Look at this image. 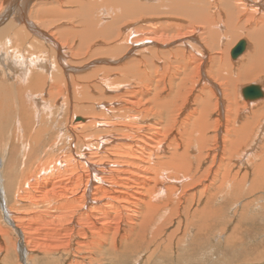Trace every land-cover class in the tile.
I'll return each instance as SVG.
<instances>
[{
  "label": "rangeland",
  "instance_id": "1",
  "mask_svg": "<svg viewBox=\"0 0 264 264\" xmlns=\"http://www.w3.org/2000/svg\"><path fill=\"white\" fill-rule=\"evenodd\" d=\"M117 1H119L120 4L130 3L129 5L132 4L131 2H136L139 5H145V7L143 8L147 9V11L146 13H142L140 17H138L137 15L136 18H133L135 13L142 11V7L136 12L134 11L132 14H130V12L125 13L124 11H121L120 6H112L111 9L113 11H111V9L108 10L110 16H102L100 21H102L103 24H106L107 22H109V20L114 21L122 19V22L127 23L129 26L126 28V30H124V24L121 22L116 27L112 35L109 36V38L103 33L98 34L99 36L96 35L95 37L88 39L92 42H89L86 45L83 44V39H81L83 36L77 33L75 34V37L72 32L70 33L69 31H67L68 29L65 30L63 39L65 40L67 45H59V51L63 53V61L65 59V62H67L70 66L68 67L69 72L65 73L64 69H62V67L64 68V64L61 63L63 61L61 60V62H59L57 60L55 63L56 66L52 67V70L48 71L47 74L39 67L30 66L28 80L22 81L18 78V73L12 71L10 67L6 65V63L5 65L0 64V96L4 98H1L2 101H0V127L6 125L8 127V129L6 128L7 130L14 128L16 133L15 135L11 134L13 136L11 140L12 142L10 141V144L7 146L8 148L5 153L3 167H1L0 165V190L3 195V198L0 197V264H264V108L262 107V105L264 104V96L257 99V101L254 100L248 102V100H245L240 93L241 87L250 83H259L264 92V66L259 71H256L255 69L252 70L256 72H254L249 78L244 79L241 76V72L243 71V69L248 66L247 59L249 57H252L254 53L255 41L253 39L244 37L247 36L248 26H243L241 30H238L236 32L235 29L237 23H232L233 28L230 31L227 25L224 24V18L222 17L220 18V20H217L218 24H216L217 26L215 28H210L211 30H213V37L217 39L218 44L211 43V34L207 35V28L203 33V29L199 30L198 27L193 33L189 34V36L178 39L177 37H174V40H170V42L174 41V45H169L167 42H163L165 40H163L162 37L164 35H167L162 31L163 29H159L160 23L165 21L169 24L173 23L176 29L180 27L179 30H181L183 33L188 30V23L184 21L183 18L182 20H178V17L180 16L177 17L176 15L170 13H160V15L157 14L158 16H151L155 9H152L150 7L156 6V0ZM244 1L250 4L254 3L255 5H259L262 9L260 13H256L255 11L250 10L248 7H246L248 13L252 15V18L250 17V25H253V21H256L264 15V0ZM5 2L6 0H0V15H9V20H12L11 22L14 23L15 28H13L12 30L10 29V31L7 30L3 34L4 36H0V41H2L0 42V51L2 52V55L6 53L7 56L10 55L9 58H12L15 52L16 54L22 52L27 57H30L31 55H43L44 52H46L44 55L47 56L49 58V61L52 62V58L54 55L53 53H55L57 50L53 47L52 44L48 42H46L47 44L45 42L43 43V41L45 40L40 37H36V35L34 36L30 32V29L26 27V24L23 23V21L16 20L15 14H12V12L7 10L6 7L4 8L6 4ZM8 2L11 3L12 0H8ZM56 2H63V5L57 6ZM80 2L88 3L90 2V0H27L25 20L33 22L35 26L43 30V22H51L52 20L54 22V20L63 16L64 12L70 13L72 10L79 8ZM210 4L211 7H208L209 10L216 6L217 2L216 0H210ZM146 5L148 6L146 7ZM238 6L241 10H244L241 7L242 5L238 4ZM216 7L222 10L220 6ZM46 10H48L47 12H52L53 14H43L42 12H46ZM58 14L59 16H57ZM66 14L67 13H65V16ZM75 19L76 17H72L69 15L66 18L60 20V22H52L51 24L53 25H50L51 27L49 26L48 28H45L46 30H44L49 34L51 38L55 39V37L51 36V34L49 33L50 30L54 31L55 27L58 26L61 28L58 31L59 34H63V30L66 27L69 28L71 27L72 23H76L77 19ZM16 23L18 24V26ZM39 24L41 26H39ZM247 24L248 21L246 22V25ZM122 25L124 31H122ZM182 26H184V28H182ZM219 27H223L222 30ZM78 28L79 27L76 26L75 30ZM155 28H158V30L156 31V37H158V40L155 38L154 32H152ZM131 31L133 32L131 35H129ZM234 33L235 35L233 36ZM150 34L154 35V38L149 40L150 43L147 39H144V41H140L143 39L142 37L146 38L145 35L149 36ZM195 35L197 36V39H194L195 37L190 38ZM199 35L202 36V38H200ZM206 35L209 38H207ZM188 38H190V40H187ZM80 39L82 40V42ZM240 39H245L247 42V46L245 51L235 60H233L230 56V50ZM184 40L186 42V45H184L183 43ZM6 41H10L11 44L9 43V45H6ZM33 42H35L36 44ZM130 42H132L133 44L135 43L137 47L131 50L130 53H124L118 56V53L130 49ZM141 42H144V44H141ZM219 42H221V45L219 44ZM78 45H80L81 48H78ZM166 45L169 46L167 47ZM113 46L118 47L116 49L119 52H117L115 49L112 50ZM64 48L65 50L62 51V49ZM85 48L89 52L96 51V54L93 56V58H89V55L85 53ZM168 49H170L171 51H176V54L174 55L173 52L169 50L175 68L178 67L179 69L182 65H185L187 67V65L185 64V60L190 61L189 68H192L191 72H189L188 77L187 73L185 74L183 72L177 76L178 78L175 76L176 81H174V90H176L178 98L177 101H179L178 104L184 102L188 104L186 105L187 108H184L182 112H179L180 115L177 116L179 118L183 117V115L185 116V110L189 111V109H191L192 107H201L202 104L200 102L202 100L206 101L209 104L213 103L215 100H219V102H222L221 104L223 105V108L225 107L224 110L221 108L223 110V131L221 130L220 136H224V143L227 146H225V150L222 155L223 158L219 159V156H217V159L214 161V164L212 166V170H215L214 168L217 169L218 165L220 164L221 167L218 170V173L215 174L214 171L209 170L208 162L199 165L198 161L195 160L194 163L196 164H194V166L196 167L194 168L196 169L198 166L199 169H194L196 172L193 171V173L190 172L189 175L187 174L189 178L188 176L184 180L183 178H180L178 180V183L173 175L167 174L171 176L170 178H173V181L169 184L170 186L168 185L167 188L165 187L168 190L165 189V196L163 195L158 201L160 205H164L163 203L165 202L166 205L160 208L161 213L160 209L156 213V219L152 217L153 220L151 218L148 224L146 223L143 226L141 225V218L142 214H144L145 211L144 204L142 202H138L139 200H135V198L127 196H121V198L128 202V212L125 211V206L124 208L120 206L118 211H116L114 205L118 201L120 203H122L121 201H124L119 198V200L117 199V202L112 201V204H109L113 212L107 211L110 207L107 209V207L105 206L107 210L104 209V199L101 202L99 201V203H96L97 205L95 207H93L95 205L94 203L88 206L87 209L86 207L79 208V212L82 214V216L80 218V221L74 223V226L69 225V222L67 223L68 220L66 218L65 220L61 218L65 214V211H63V209H61L63 211L62 214L60 210V212L58 211V213L56 212L52 214V216L48 217L49 215L47 213L48 211H50L51 206H46L48 205V201L52 202L53 205H58V207H60L61 205L63 206V202L60 199L62 197L60 195L63 194V192L61 191H63L62 189L64 188V185L68 186V190L66 189V192L71 191V189L69 188L73 187V184H70L71 181H74L73 178L76 173L70 170L80 167V164L78 166L76 165V162H80L83 158L80 157L81 159L79 160L78 155H84L85 153L86 155H88L89 152L92 153L100 151L101 149L104 150L106 144L101 146L100 143L98 145L97 142L98 139L102 137L100 135H102L103 132L108 131L109 128H120L121 125L115 127V122H120L118 120H122L121 123H125V119L123 118L125 116L123 115L136 114V111L139 110V105H142V103H147L152 98L151 95L155 90H160L162 96L168 93V86L166 85L165 89L162 85L164 81L168 80V78L165 76V78L161 76V78H163V82L161 81L160 85L157 86V88L155 87L158 83L155 81H152L149 85H142V87L138 86L139 84L141 85V83H145V76H143L144 79L142 77L139 78L138 76L135 81H131V79H128V81H126V78L124 77L125 75L123 74V68H125L124 63L126 65L131 56L133 58L142 60L141 55L143 54H146L147 57H154L156 50L160 51L161 53L163 51H165L164 53H167ZM182 50L187 51L183 52ZM52 51L54 52L52 53ZM99 51H104V54H100V56H97ZM188 51L192 52L193 55L191 56ZM83 52L85 55L83 54ZM90 54L92 55L93 53ZM261 55H263V59L259 63L264 64V51ZM7 60L5 62H7ZM199 64L201 66H199ZM250 67L253 66L251 65ZM140 68L143 69L144 67L141 65ZM159 69L161 70V72L164 71L163 74H165L166 76L167 74H172V68L168 67V65L162 64L161 68L159 67ZM120 70H122L123 72H119ZM50 72H52V74ZM219 76L221 77V79ZM104 77L107 78L106 82H103L102 78ZM179 78L181 80L183 79V81H180ZM29 82H33L31 83V87H29L28 85ZM103 85H106V90H104L105 88ZM108 86H110L109 89ZM137 86L138 88H136ZM149 87L152 89H150ZM25 88L27 89L25 90ZM132 90L134 92H132ZM144 90H149L148 93L150 94V96L149 94H145L146 92ZM199 90H202V92L199 93ZM118 92L120 93L118 94ZM125 98L128 100L126 101ZM133 98L135 100H133ZM120 99L122 102L120 101ZM144 99L145 101H143ZM128 101L134 102L133 105L128 104ZM242 101L243 103H245L244 107H242ZM124 104L125 106L130 107V109H123L122 107H124ZM249 104H251L252 106H249ZM85 106L87 108L83 109V107ZM77 107L80 109H78ZM20 108H22V111L24 112V118L16 122V118L18 117ZM248 108L252 110L250 111ZM81 109L86 110L85 113L82 112L83 114H81V111L76 112V110ZM156 112H159L158 109L156 110ZM181 113L183 114L181 115ZM149 114L151 115L150 123L153 124L155 122H159L158 118L155 117V111L153 114L151 112ZM141 116H143L142 113ZM227 116H229V118H227ZM76 117H80V119H76ZM213 117L214 116L212 115L211 118L213 119ZM87 119H91V121L83 124ZM95 119L101 124L95 125ZM110 120L114 122L112 126L107 125V123H111ZM77 122L80 123L78 127H76L75 124ZM233 125H235L236 128L242 125H250L248 127L249 130H246L247 134L244 135L245 138L241 140L239 144L240 146L237 148L228 147V145L230 146V141L233 138V135L231 134ZM71 126L74 127L72 128ZM121 129L122 128L118 129V131H114L116 135L113 133L114 135L111 136L114 137V141L117 136H122L123 130ZM124 133L126 134L127 131H124ZM210 134L213 135V132H210ZM5 135L3 134V136ZM240 138H242V136ZM115 142L119 143V140H116ZM121 143V147L123 146V148L119 149H123L126 153L133 145H137L136 141H134L133 143V140L131 138L123 139ZM128 143L129 145H127ZM3 144H5V139H2V143L0 140V152L1 150H3V147H1L3 146ZM140 144L143 145L141 146ZM140 144H138V150H140L139 152H141L144 157L148 156L150 153L149 149L147 148L149 144ZM214 145L215 143L211 141L209 147L213 148ZM140 146L142 148H140ZM143 147H145V149L147 150H144ZM119 149L118 151H120ZM194 155L196 156L197 153H195ZM83 157L86 158V156ZM127 159H129V156L127 157ZM82 161H84V159ZM9 164L11 165V167L9 166ZM72 164H74V167L71 168ZM141 164L139 167H129V169L133 171L135 175L134 178H136V180L129 179L130 181L128 180V182L130 187L135 188L137 187L136 185L140 184L139 181L143 182L144 184L141 186V192L143 191L144 193L143 189H146L148 188L147 186L151 185V181L147 176L153 175H149L150 173L147 172V165L145 166V163L141 162ZM36 166L40 170L38 171V173L42 174V177L37 174L36 176H33V185L31 184V180L28 179L24 183V185L21 186L23 188L19 190L18 195L22 194L24 198L19 202L18 199L14 197L15 189L17 188V186H14V184L16 183V181H19L23 177L25 170H35ZM257 167H259V169H256L258 172L255 170V168ZM7 168L9 169V173L7 172ZM54 169L57 171H54ZM3 170H6L8 174H3ZM145 170L146 172L144 173ZM199 171L201 174L199 173ZM202 171L204 172V176L202 175ZM259 171L261 174L259 173ZM58 172L59 174L61 173L60 176L51 181L55 184L57 182L56 186L55 184H53L54 186H50L51 182L49 183L47 182V180L51 179L52 176H54L53 174H57ZM81 172L83 174V171ZM126 173L127 172H125V174ZM196 173L199 174H197L196 176ZM245 173L247 174L246 177H242ZM71 174L73 176H71ZM213 174H215V177ZM49 175H51V177ZM137 175L141 178H138ZM198 175H202V177ZM63 176L68 180V182L66 179L64 180ZM60 177H62L63 180ZM196 177H199L200 180L196 179V181ZM71 178L73 180H71ZM241 178L245 179L242 181ZM188 179H190L189 181H191L192 179L195 180L197 184L194 181H191L192 183L190 182L189 186L186 187V185L184 184L188 182ZM35 180L38 182L37 184ZM23 182L24 181L22 180V183ZM79 182L80 187L82 185L81 179ZM200 182L201 184L203 183V185H201ZM221 182L222 184H220ZM194 183L196 184L195 186ZM218 184L221 185V188L219 189ZM198 185L200 186V188H202L201 186H203V189L200 190L198 188ZM44 187L46 191H44ZM172 187H176L175 189H177L178 187L182 189L183 187V189H179V191H177L178 193H175L170 189ZM252 188L253 190H251ZM57 189H61V191L59 192ZM24 190H26L25 192L28 195H26ZM32 191H34L35 193ZM37 191L40 194H38ZM193 191L195 192L194 195H192ZM200 191L202 193H200ZM33 193L36 197L33 195ZM51 193L53 194L52 196H50ZM190 193L194 197L191 196L190 198ZM37 195H40V197H38ZM173 196H177L179 197V199ZM155 197L157 198V194L155 195ZM186 197L188 198L186 199ZM200 197L202 200L200 199ZM196 198H198L197 200L200 199L199 201L201 202H198ZM164 199L168 200L165 201ZM28 200L29 202H37L38 205L35 206L30 203V205L26 207V205L29 204V202H27ZM41 202L43 204H41ZM188 202L190 204L187 207ZM184 203H186V205ZM183 206L185 209L183 208ZM6 207L11 210L9 211V213L11 214L12 219L13 216H17L16 224H18L19 227L12 226L6 222L5 218L7 217V215L5 214L4 210L6 209ZM177 207L178 209H176ZM89 208H97V211L95 209L93 213ZM59 214L61 215L60 217ZM83 214L88 215L83 216ZM128 214L129 216H127ZM57 215L58 219H53L54 217L57 218ZM104 215L106 217H104ZM187 217L189 221L185 219ZM205 217L206 220H203V218ZM60 218L62 222H57ZM85 218L91 219H89L88 222L85 223ZM52 219L54 221L56 220L57 223L52 221ZM200 220L201 222H205L207 225L204 230L201 228V224L199 225ZM89 221L91 222L89 223ZM129 221L131 222L129 223ZM187 222L188 225L186 224ZM12 223L15 224V222ZM138 223L139 226H137ZM106 226H109L108 229L112 232L107 237L110 240H105L103 238L102 228H107ZM25 227L28 228L25 229ZM72 227H74V229ZM115 230L117 231V234L114 232ZM197 230L198 233L196 235L194 234V232H197ZM142 231L144 234L142 233ZM156 232H158L159 234V237H156L157 239H155L154 237V234H156ZM135 234L137 235V237H140V240L142 238L143 239L141 241L137 239L135 247L130 249L134 245H130L131 242L126 241V239L129 236H131L132 238L136 237ZM199 234L201 236H199ZM169 236L173 237L171 238L173 241L172 243L164 241ZM111 238L113 239V241L115 240V245L117 248L113 251L108 243L112 240ZM91 240H93L94 243L100 241L102 246H100L99 243L98 245L92 244ZM106 243L107 246H104L106 245ZM157 243H160L158 250L156 248ZM171 247H173L172 249L174 250V252H172L173 250L171 251ZM146 253H148L149 256Z\"/></svg>",
  "mask_w": 264,
  "mask_h": 264
},
{
  "label": "bare ground",
  "instance_id": "2",
  "mask_svg": "<svg viewBox=\"0 0 264 264\" xmlns=\"http://www.w3.org/2000/svg\"><path fill=\"white\" fill-rule=\"evenodd\" d=\"M75 1V0H74ZM133 1V0H132ZM142 1V0H141ZM157 1V4L155 7H150L152 9H155V11L152 13L151 16H154V15H157L160 13H170V14H174L178 17V20H182V18L184 19V21H186L188 23L187 25V28L188 30L183 32L181 30H179V27L178 29H176L175 25L172 23V24H169L167 23L166 21L165 22H162L160 23V26H159V29H163L162 31L167 35V36H163V42H167L169 45H174V41L173 42H170V40H174V37H177L178 38H183V37H186V36H189V34L193 33L198 27H199V30L203 29V33L205 31V29L207 28L208 29V34H211V43H217V39H215V37H213V30H211L210 28H215L218 24L217 23V20H220V18H224V24L227 25V27L229 28V30L231 31L233 26H232V23H237V26H236V29L235 31L237 32L238 30H241L243 26H248L247 28V36H244L248 39H253L254 41V53L252 55V57H249L247 59V62H248V66L245 67L243 69V71L241 72V76L246 79V78H249L250 76H252V74L256 71H259L260 69L263 68L264 64L263 63H259L262 61L263 59V55H261L264 51V15L262 17H260L259 19H257L256 21H253V25H250L251 23V14L248 13V11L246 10V7H248L250 10H253L255 11L256 13H260L261 12V7L259 5H255L254 3L253 4H250L244 0H216L217 2V5L216 6H220L222 8V10H220L218 7L216 6H212L213 8L212 9H208V7L211 5L210 4V0H156ZM26 2L27 0H12L11 3L8 2V0H6V4L4 6V8L6 7L7 10H9L10 12H12V14H15V17H16V20L18 21H23V23L26 24V27L28 29H30V32L36 37H40L42 38L43 40V43L45 42H48L50 44L53 45V47L57 50L55 53H53L54 51H52V53L54 54L53 55V58H52V62L49 61V58L47 56H45L44 54L46 52H44L43 55H31L30 57H27L26 55H24L22 52L19 54H15L13 55L12 58H9V56H7V54H3L2 55V52L0 51V64L1 65H8L10 67V69L16 73H18L19 75V79H21L22 81H27L28 80V74H29V70H30V66H36V67H39L42 71L47 72L52 70V67H55V63L56 61L58 60L59 62H61V60L63 61V53H61L59 50H60V47L59 45H62V46H66L67 43L65 42V40L63 39L64 38V34H65V30L69 31L70 33L72 32L73 35L75 36V34H79L81 36H83L81 39H83V44H88L89 42H92L88 39L90 38H93L95 37L96 35L98 34H105L108 36L112 35V33L115 31L116 27L123 21L122 19L121 20H114V21H111L109 20V22H107L106 24H103L102 21H100V19L103 17H107V16H110V14L108 13V10L111 9L112 6H117V7H121V11H124L125 13H129L132 14L134 11L136 12L137 10L141 9L142 7V11L141 12H137L135 13L134 17L132 15L133 18H136V16L138 15V17H140L142 15V13H146L147 9L143 8L145 7V5H142V4H137L136 2H131L132 4L129 5L130 3L128 4H120L119 1L117 0H90V2H85V3H81L79 4V8L77 9H74L72 10L70 13L68 12H64L63 13V16H61L60 18H57L56 20H53L50 22V21H45L42 23V26L43 28H48L50 25L52 26L53 24H51L52 22L55 23V22H60V20H62L63 18H66L67 16H72V17H76L77 21L76 23H72L71 24V27L69 28H65L63 30V34H59V29H61L60 27H55L54 31L50 30V34L51 36H54L55 39L58 41H56L55 39L51 38L49 36V34L44 30L40 29L39 27L35 26V24L31 21H28V20H25V9H26ZM42 2V1H41ZM39 2V3H41ZM64 2V1H63ZM63 2H56L57 3V6L58 5H63ZM73 2V1H72ZM79 2V1H78ZM109 2V3H108ZM148 2V1H147ZM45 3V2H44ZM55 3V2H54ZM75 3V2H74ZM156 3V2H155ZM47 4V3H46ZM51 4V3H50ZM65 4V3H64ZM78 4V3H77ZM207 4V5H205ZM239 5H242L241 7L244 9V10H241L240 7L238 6ZM2 5V4H1ZM34 5V4H33ZM44 5V4H43ZM148 5H146L147 7ZM44 7V6H43ZM85 7V8H84ZM211 7V6H210ZM63 8V7H62ZM118 9V8H117ZM50 10V9H49ZM220 10V11H219ZM48 10H46V12H42L43 14H53L52 12H47ZM59 11V10H58ZM111 11H113L111 9ZM34 12V11H33ZM60 12V11H59ZM78 12H79V15H78ZM35 13V12H34ZM33 13V14H34ZM54 13H57V12H54ZM65 13L66 16H65ZM264 13V12H263ZM9 15H3L1 16L0 15V36H4L3 34L10 29L12 30L13 28H15V25L13 22H11L12 20H9ZM50 16V15H49ZM59 16V14L57 15ZM98 16H101V17H98ZM158 16V15H157ZM11 17V16H10ZM31 17H32V14H31ZM98 17V18H97ZM119 17V16H118ZM137 17V18H138ZM251 17V18H250ZM35 18V17H33ZM52 18V17H51ZM13 19V18H12ZM75 19V20H76ZM106 19V18H105ZM104 20V19H103ZM134 20V19H133ZM41 21V20H40ZM105 21V20H104ZM245 21V22H244ZM248 21V24L246 25V22ZM73 22V21H72ZM75 22V21H74ZM123 23V22H122ZM17 24V23H16ZM124 24V30H126V28L129 26L127 23H123ZM21 25V24H20ZM18 26V24H17ZM22 26V25H21ZM39 26H41L39 24ZM50 26V27H51ZM79 27L78 29L75 30V27ZM25 27V25H24ZM154 27V26H153ZM169 27V28H168ZM186 27V26H185ZM19 28V27H18ZM122 28V31L123 30V25L121 26ZM130 28V27H129ZM182 28H184V26H182ZM222 28L223 27H219ZM26 29V28H25ZM131 30V29H129ZM158 30V28H155L153 29L152 32H154L155 34V38L158 40V37H156V31ZM118 32H119V28H118ZM133 31H131V33H129V35L132 34ZM69 33V34H70ZM121 33V32H120ZM147 33H148V30H147ZM161 34V33H160ZM159 34V35H160ZM184 35V36H183ZM206 35V36H207ZM235 35V33L233 34V36ZM99 36V35H98ZM200 36V35H199ZM203 36V34H202ZM202 36H200V38H202ZM70 37V36H69ZM76 37V36H75ZM128 37V35H127ZM146 38L142 37L143 39L140 40V41H144V39H147L148 42L149 40L153 39L154 38V35L150 34L149 36L145 35ZM195 37V38H194ZM205 37V36H204ZM14 38V37H13ZM12 38V39H13ZM161 38V36H160ZM190 38H194V39H197V36H193V37H190ZM190 38H188L187 40H190ZM207 38H209L207 36ZM6 39V38H5ZM12 39H9V40H12ZM80 39V40H81ZM118 40V39H117ZM39 41V40H38ZM2 42V41H0ZM36 42V40H35ZM33 42V43H35ZM42 42V41H41ZM80 42V41H79ZM82 42V40H81ZM134 42V41H133ZM10 41H6V45H9ZM60 43V44H59ZM150 43V42H149ZM184 45H186V42L184 40ZM206 43V42H204ZM209 43V42H208ZM11 44V43H10ZM15 44V43H14ZM36 44V43H35ZM39 44V43H38ZM47 44V43H46ZM65 44V45H64ZM141 44H144V42H141ZM191 44V43H190ZM219 44L221 45V42H219ZM20 45V44H19ZM22 45V44H21ZM169 45H166L167 47ZM130 46L129 47L130 49L129 50H125V51H122L120 53H118V56L121 55V54H124V53H130L131 50L135 49V47H137L135 45V43L133 44L132 42H130ZM195 46V45H194ZM209 46V45H208ZM207 46V47H208ZM83 47V46H82ZM166 47V48H167ZM196 47V46H195ZM198 47V46H197ZM217 47V46H216ZM17 48V47H16ZM78 48H81L80 45H78ZM118 47H115L113 46V49L112 50H116ZM164 48V49H166ZM171 48V47H170ZM188 48V47H187ZM193 48V47H192ZM86 49V48H85ZM185 49V48H183ZM196 49V48H195ZM5 50V49H4ZM65 50L62 49V51ZM145 50V49H143ZM169 50H167V53H164L165 51H163L162 53L160 51H157L155 52L154 54V57H147L146 54H143L141 55L142 57V60L141 59H136V58H133L131 56L130 60L127 61V64L125 65L124 63V66L125 68H123L124 72L122 70H120L119 72H123V74L125 75L124 77L126 78V81H128V79H131V81H135L137 79V77L139 76V78H143V76H145V83H141V85L137 84L138 86H141L142 85H149L152 81H155L157 82L158 84H156V87L160 85L161 81L163 80V78H161V76H165L168 78V80L166 81H162V85L164 86V88L166 89V85L168 86V93H166V95L162 96L161 95V91L160 90H155L153 93H152V98L147 102V103H142V105H139V110L136 111L137 113L136 114H125L123 116L124 119H125V123H121L122 120H118L120 122H115V127H117L118 125H121L120 128H122L121 130H123V133H122V136L120 137L119 136H115V141L116 140H119V143H116L114 141V137H111L112 135H114V131H118V129L120 128H114V129H110L108 131H105L103 132L102 136L100 139H98V145L100 143L101 146L105 145L106 146L104 147V150H100V151H96V152H89L88 155H86V153L84 155H78L79 156V160L81 159L80 157H82L84 159V161H82L83 159H81L80 162H76V165L79 166L80 164V167H78L77 169H72L70 170L72 167H74V164H72L71 168L69 169L70 171L76 173L74 175V181H71V184H73V187L69 188L71 189V191H67L66 192V189L68 188L67 185H64V188L62 189L63 191H61V189H57L59 192H63V194H61L60 196L62 198H60L63 202V206L61 205L60 207H58V205H53L52 202L48 201V205L46 206H50V211H48V217L52 216V214L54 213H58V211L60 212L61 209H63V211H65V214L64 216H62L61 218H63V220H65V218L68 220L67 223L69 222V225H72L74 226V223L77 222V221H80V218L82 216V214L79 212V208H82V207H87L94 204L95 205L93 207H95L97 204L96 203H99V201L101 202L103 199L105 200L104 204H103V207L104 209H107L109 208V210H107L108 212H113L112 209H111V206L109 204H112V201H115L117 202V199L119 200V198H121V196H127V197H131V198H135V200H139L138 202H142L144 204V214H142V218H141V225H145L146 223L148 224L149 220L153 217L154 219L155 218V215L156 213L159 211L160 208L164 207L166 205V202L168 199H164L165 203H163L164 205H160V203H158L159 199L164 195V192H165V189L167 188V186L173 181L172 179L173 178H170L171 176L169 175H173V177L175 178L176 181H178L180 178H183V180L185 178H187V176L189 175L190 172L193 173L196 172L195 170L199 169L198 166L197 168L195 169L194 167V163L195 160L198 161L199 165H202L203 163L205 162H208V168L210 171H214L215 174L218 173V170L220 169V164L218 165L217 169L214 168L215 170H212L213 169V164H214V161L217 159V156H219V159L223 158V152L225 150V143H224V136H220L221 135V130L223 131V128H222V120H223V105L221 104L222 102L219 100H215L213 103L209 104L207 103L206 101L202 100L200 103L202 104L201 107L199 108H195V107H192L191 109L188 110H185L186 111V114L185 116L183 115V117H178L177 115H180L179 112H182V110L184 108H187L185 102L184 103H181V104H178L179 101L178 98H177V94H176V90H174V81L175 80V76L177 77L180 73H187V77L189 76V72H191L192 68H189L190 64H189V60H185V64L187 65V67L185 65H180L181 67L178 69V67L175 68V65L172 61V57H171V54L169 53ZM13 51V50H12ZM137 51V50H136ZM171 51V50H170ZM183 52H186L187 50H182ZM43 52V51H42ZM66 52V51H64ZM104 52V51H103ZM102 51H99L97 56H100V54H104ZM111 52V51H109ZM119 52V51H117ZM173 52V54L175 55L176 54V51H171ZM189 54L192 56V52L188 51ZM85 53L87 55H89V58H93V56L96 54V51L94 52H89L87 51V49L85 50ZM90 53H93L92 55ZM106 53V52H105ZM113 53V52H112ZM111 53V54H112ZM148 53V52H147ZM32 54V52H31ZM65 54V53H64ZM68 54V53H67ZM84 54V52H83ZM117 54V53H115ZM142 54V53H141ZM162 54V55H161ZM85 55V54H84ZM114 55V54H113ZM152 55V54H151ZM106 56V55H105ZM137 57V56H135ZM8 59V60H7ZM121 59V58H119ZM7 60V62H5ZM125 60V59H124ZM105 61V60H104ZM95 62V61H94ZM101 62V61H100ZM99 62V63H100ZM125 62V61H124ZM58 63V62H57ZM64 64V68L62 67V69H64V72H69L68 71V67H70L68 65L67 62H65V59L63 62H61ZM66 63V64H65ZM105 63V62H104ZM115 63V62H114ZM122 63V62H121ZM103 64V63H102ZM118 64V63H117ZM162 64L164 65H168V67L172 68V74H167V76L165 74H163V72H161V70L159 69V67L161 68ZM201 64V63H200ZM199 64V66H201ZM108 65V64H107ZM143 66L144 68L141 69L140 66ZM253 66V67H250V66ZM109 66V65H108ZM123 66V64H122ZM4 67V66H3ZM204 67V66H203ZM1 68V66H0ZM164 69V67H163ZM256 70V71H252V70ZM72 70V69H71ZM160 71V72H159ZM106 72V71H105ZM52 74V72H50ZM49 74V73H48ZM50 74V75H51ZM94 74V73H93ZM105 74V73H104ZM109 74V73H108ZM95 76V75H94ZM105 76V75H104ZM109 76V75H108ZM123 77V76H122ZM164 77V78H165ZM220 77V76H219ZM112 78V77H111ZM120 78V77H119ZM124 78V79H125ZM178 78V77H177ZM217 78V77H216ZM103 79V82H106V77L102 78ZM124 79H121V80H124ZM144 79V78H143ZM142 79V80H143ZM180 79V78H179ZM187 79V78H186ZM221 79V77H220ZM110 80V79H109ZM117 80V79H116ZM141 80V81H142ZM125 81V82H126ZM180 81H183V79ZM111 82V81H110ZM166 82V83H165ZM31 83L33 82H29V87H31ZM111 84V83H109ZM113 84V83H112ZM115 84V83H114ZM19 85V84H18ZM23 85V84H22ZM25 85V84H24ZM96 85V84H95ZM116 85V84H115ZM124 85V84H123ZM97 86V85H96ZM104 88L106 87V85H103ZM113 86V85H112ZM138 86L136 88H138ZM162 86V87H163ZM110 86H108V89H109ZM120 87V86H119ZM123 87V86H122ZM131 87V86H130ZM144 87V86H143ZM153 87V86H152ZM150 88V87H149ZM154 88V87H153ZM160 88V87H158ZM27 88H25L26 90ZM103 89V87H102ZM142 89V88H141ZM152 89V88H150ZM195 89V88H194ZM106 90V88L104 89ZM128 90V89H127ZM139 90V89H137ZM163 90V89H162ZM263 90V89H262ZM101 91V90H100ZM116 91V90H115ZM146 93L145 94H149V90H144ZM175 91V92H174ZM25 92V91H24ZM27 92V91H26ZM110 92V91H109ZM132 92H134L132 90ZM131 92V93H132ZM202 92V90L200 91L199 90V93ZM120 92H118L119 94ZM128 93V92H126ZM90 94V93H89ZM100 94V93H99ZM105 94V93H104ZM123 94V93H122ZM138 94V93H137ZM143 94V93H142ZM107 95V94H106ZM132 95V94H131ZM115 96V95H114ZM140 96V95H139ZM150 96V94H149ZM235 96V95H234ZM116 97V96H115ZM126 97V96H125ZM146 97V96H145ZM3 97L0 96V101H2ZM122 98V97H121ZM227 98V97H226ZM262 98V97H260ZM4 99V98H3ZM116 99V98H115ZM126 99V98H125ZM196 99V98H195ZM199 99V98H198ZM202 99V98H201ZM216 99V98H215ZM230 99V98H229ZM259 99V98H257ZM257 99H255V101H257ZM119 100V99H118ZM117 100V101H118ZM128 99H126L127 101ZM133 100H135L133 98ZM137 100V99H136ZM5 101V100H4ZM121 101V99H120ZM145 101V99L143 100ZM183 101V99H182ZM199 101V100H198ZM226 101V100H225ZM224 101V102H225ZM250 101H254V100H248V102ZM122 102V101H121ZM120 102V103H121ZM228 102V101H227ZM134 102L132 101H128V104H132L133 105ZM192 103V102H191ZM243 103V101H242ZM263 103V102H262ZM5 104V103H4ZM224 104V103H223ZM252 104V103H251ZM249 104V106L251 105ZM256 104V103H254ZM253 104V105H254ZM200 105V104H199ZM222 105V106H221ZM229 105V104H228ZM247 105V103H246ZM245 106V103L242 104V107ZM252 106V105H251ZM247 107V106H246ZM262 107L264 108V104L262 105ZM261 107V109H262ZM78 108V107H77ZM84 108H87L86 106L83 107ZM89 108V106H88ZM123 109L125 108H128L130 109V107L128 106H125L124 104V107H122ZM223 110H222V109ZM230 108V106H229ZM260 108V107H258ZM80 109V108H78ZM76 110L77 111H81V114H83L82 112L85 113L86 110ZM158 109L159 112H156V110ZM247 109V108H246ZM249 109V108H248ZM1 110V108H0ZM245 110V109H244ZM250 111L252 109H249ZM127 111V110H126ZM125 111V112H126ZM135 111V110H134ZM155 111V117L158 118V121L159 122H155V123H150L151 119V115L149 114L150 112L153 114ZM264 111V109H263ZM141 113L143 114V116H141ZM244 113V112H243ZM183 113H181L182 115ZM75 115V114H74ZM191 115V116H190ZM214 116L213 119L211 118V116ZM81 116V115H80ZM84 116V115H83ZM86 116V115H85ZM89 117V115H88ZM14 118V116H13ZM24 118V112L22 111V108H20V111H19V114H18V117L16 118V122H18L20 119ZM77 118V117H76ZM80 118V117H78ZM227 118H229V116H227ZM83 119V118H82ZM81 119V120H82ZM86 119V118H85ZM12 121V119H11ZM78 121V120H77ZM91 121V119H87L85 123L83 124H86L87 122ZM111 121V120H110ZM156 121V119H155ZM5 122V121H4ZM7 122V121H6ZM15 122V121H14ZM256 122V121H255ZM1 123V122H0ZM114 122L111 121V123H107L108 126H112ZM8 124V123H7ZM76 124V127H78V125H80V123H75ZM99 125L101 124L100 122H97V120L95 119V125ZM139 126H138V125ZM21 125V124H19ZM82 125V124H81ZM262 125V124H261ZM2 126V124H1ZM250 125L248 126H245V125H242V126H239L236 128L235 125L232 126V130H231V134L233 135V138L231 136V141H230V146L228 145V147H231V148H237L239 147L240 145V142L243 138H245V134H247V129ZM10 127V125H9ZM72 127V126H71ZM74 127V126H73ZM72 127V128H73ZM218 127V128H217ZM8 127L5 125H3L2 127H0V140H1V143H2V139L4 140L5 139V144H3V147L0 152V165L1 167H3V164H4V159H5V153H6V150H7V146L10 144V141L12 140L13 135H15V130L14 128L10 129V130H7ZM18 128V126H17ZM259 128V127H257ZM76 129V128H75ZM145 130V131H144ZM249 130V129H248ZM124 131H127V133L125 134ZM244 131V133H243ZM246 131V132H245ZM251 131V130H250ZM249 131V132H250ZM129 132V133H128ZM210 132H213V135L210 134ZM248 132V133H249ZM114 133V134H113ZM3 134L6 136H3ZM109 134V135H108ZM107 135H108V138H107ZM116 135V134H115ZM240 135V136H238ZM250 135V134H248ZM236 136V137H235ZM242 136V138H240ZM126 138H131L133 140V143L134 141H136V144L137 145H131L132 147L129 148V150L126 152H124V150H120L119 148H123V146L121 147V141L123 139H126ZM247 139V138H246ZM115 143H114V142ZM213 141L215 143L214 147H209L210 146V142ZM12 142V141H11ZM118 142V141H117ZM132 142V141H131ZM130 142V144H131ZM222 142V143H221ZM229 142V140H228ZM243 142V141H242ZM109 143V145H108ZM140 143H145V145L148 143V149L150 151L149 155L144 157V155L139 152L140 150H138V144ZM12 144V143H11ZM129 145V143L127 144ZM141 145V144H140ZM143 145V144H142ZM141 145V146H142ZM99 146V147H101ZM140 146V148H142ZM98 147V146H97ZM246 148V147H245ZM118 149L120 151H118ZM127 149V148H125ZM144 150H147L145 149V147H143ZM229 149V148H228ZM199 150V151H198ZM235 150V149H234ZM198 151V152H197ZM212 151V153H211ZM100 152V153H99ZM143 152V151H142ZM231 152V151H230ZM197 153V155L195 156L194 154ZM229 153V152H228ZM241 154H244V153H241ZM228 155V154H227ZM231 155V153H230ZM247 155V154H246ZM83 156H86V158H84ZM129 156V159H127V157ZM195 157V158H194ZM232 157V156H230ZM245 157V156H244ZM229 158V157H228ZM127 159V160H126ZM227 160V159H226ZM230 160V159H229ZM228 160V161H229ZM241 160V159H239ZM60 161V160H58ZM78 161V160H77ZM141 162L145 163V166L147 167V172H149L150 174L149 175H153V176H147L149 177L150 181H151V185L147 186L148 188L146 189H143L145 187H143L142 189L144 190V193L143 191L141 192V186L144 184L143 182L139 181V185H136L137 187H130L129 186V182L128 180L129 179H135L134 178V173L132 170L129 169L130 166H136V167H139ZM82 163V164H81ZM232 163V162H231ZM49 164V163H48ZM60 164V163H59ZM45 165V163H44ZM47 165V164H46ZM53 165V164H52ZM51 165V166H52ZM142 165V164H141ZM217 165V164H216ZM234 165V164H232ZM250 165V164H249ZM9 166L11 167V165L9 164ZM49 166V165H48ZM58 166V165H57ZM203 167V166H201ZM200 167V168H201ZM206 167V166H204ZM215 167V166H214ZM45 168V167H43ZM48 168V167H47ZM51 168V167H50ZM55 168V167H53ZM81 168V169H80ZM128 168V169H127ZM132 168H135V167H132ZM131 168V169H132ZM1 169V168H0ZM52 169V168H51ZM60 169V168H59ZM195 169V170H194ZM203 169V168H202ZM206 169V168H205ZM233 169V168H232ZM256 169H259V167L255 168ZM28 171H24V175L23 177L19 180V181H16V183L14 184V186H17V188L15 189V193H14V197H16L18 199V201H22L24 196L22 194L18 195V192L19 190H21L24 185V183L30 179L31 180V184L33 183V176H36L38 173V171H40L37 166H36V169L32 171L27 169ZM80 170V171H78ZM141 170V169H139ZM208 170V169H207ZM1 171V170H0ZM4 173L3 174H8L9 173V169L7 168V172L6 170H3ZM49 171V170H48ZM54 171H57L54 169ZM62 171V170H61ZM65 171V170H64ZM83 171V174L82 172ZM143 171V170H142ZM201 171V170H200ZM199 171V173H200ZM205 171V170H204ZM231 171V170H230ZM257 171V170H256ZM60 172V171H59ZM59 172L57 174H53L54 176H52L51 179H48L47 182H51L52 180H54L56 177L58 178V176H60ZM71 172V173H72ZM125 172H127L125 174ZM141 172V171H140ZM138 172V173H140ZM146 172V170L144 171V173ZM258 172V171H257ZM41 173V172H40ZM47 173V172H46ZM199 173H196V176L197 174ZM203 171H202V175H203ZM206 173V172H205ZM209 173V172H208ZM212 173V172H211ZM260 173V171H259ZM51 174V175H52ZM59 174V175H58ZM64 174V173H63ZM169 174V175H167ZM188 174V175H187ZM201 174V173H200ZM215 174L214 177H215ZM261 174V173H260ZM263 174V173H262ZM40 176L42 174H39ZM51 175H49L51 177ZM147 175V174H146ZM145 175V176H146ZM191 175V174H190ZM202 175H198L200 177H202ZM246 173L242 176V177H246ZM258 175V174H257ZM62 176V175H61ZM66 176V175H65ZM71 176H73L71 174ZM70 176V177H71ZM192 176V175H191ZM204 176V175H203ZM236 176V175H235ZM261 176V175H259ZM42 177V176H41ZM45 177V176H44ZM43 177V178H44ZM47 177V176H46ZM67 177V176H66ZM69 177V178H70ZM138 178H141L137 175ZM195 177V176H194ZM248 177V176H247ZM37 178V177H36ZM62 178V177H60ZM64 180L66 179L64 176H63ZM62 178V180H63ZM68 178V177H67ZM143 178V177H142ZM189 178V176H188ZM217 178V177H216ZM222 178V177H221ZM0 179H1V176H0ZM47 179V178H46ZM71 178V180H73ZM82 181V185L79 187V181ZM147 179V178H146ZM196 179H199L200 178L196 177ZM245 178H241V180L243 181ZM256 179V178H255ZM262 179V178H261ZM22 180L24 181L22 183ZM38 180V179H36ZM35 180L36 184L38 183L37 181ZM57 180V179H56ZM67 180V179H66ZM190 179H188V182H186V187L189 186L190 182L191 181H194L195 180H191L189 181ZM229 180V179H228ZM60 181V180H59ZM130 181V180H129ZM144 181V180H143ZM148 181V182H150ZM181 181V180H180ZM197 181V180H196ZM215 181V180H214ZM219 181V180H218ZM262 181V180H261ZM19 182H20V186H19ZM34 182V184H35ZM46 182V181H44ZM68 182V180H67ZM220 182V181H219ZM264 182V181H263ZM262 182V183H263ZM61 183V182H60ZM59 183V184H60ZM65 183V182H64ZM179 183V181H178ZM181 183V182H180ZM192 183V182H191ZM197 184V182H195ZM194 183V186L196 185ZM30 184V185H31ZM53 184H55L54 182H51V185L50 186H54ZM57 184V182H56ZM55 184V186H56ZM136 184V183H135ZM174 184V183H173ZM172 184V186H173ZM201 184V182H200ZM205 184V183H204ZM207 184V182H206ZM222 184V182L220 183ZM33 185V184H32ZM75 185V186H74ZM203 185V183L201 184ZM219 185V184H218ZM19 186V187H18ZM43 186V185H42ZM46 186V185H45ZM61 186V185H60ZM170 186V185H169ZM178 186V184H177ZM176 186V187H177ZM181 186V185H179ZM199 186V185H198ZM197 186V187H198ZM206 186V185H205ZM209 186V185H208ZM41 187V186H39ZM58 187V185H57ZM166 187V188H165ZM176 187H172L170 188L171 190H173L175 193L177 191L182 190L181 188H177L175 189ZM202 188H200V186L198 187L200 190L203 189V186H201ZM32 188V187H30ZM34 188V187H33ZM52 188V187H51ZM190 188V187H189ZM216 188V187H215ZM221 188V185L218 186V189ZM226 188V187H225ZM45 189V187H44ZM43 189V190H44ZM50 189V188H48ZM56 189V188H55ZM185 189V188H184ZM192 189V188H191ZM196 189V188H195ZM27 190V189H26ZM24 190V192L26 191ZM32 190H35V189H32ZM68 190V189H67ZM168 190V189H166ZM198 190V189H197ZM253 190V188L251 189ZM39 191V190H38ZM37 191V192H38ZM46 191V189L44 190ZM203 191V190H202ZM34 192V191H32ZM31 192V193H32ZM36 192V193H37ZM40 192V191H39ZM38 192V194H40ZM52 192V191H51ZM134 194H132V193ZM173 192V193H174ZM185 192V191H184ZM183 192V193H184ZM191 192V191H190ZM204 192V191H203ZM217 192V191H216ZM26 193V192H25ZM35 193V192H34ZM33 193V195H34ZM118 193V194H117ZM121 193V194H120ZM172 193V194H173ZM178 193V192H177ZM200 193H202L200 191ZM0 197L3 198V195L1 193V190H0ZM46 194V193H45ZM56 194V193H55ZM157 194V198L155 197V195ZM170 194V193H169ZM171 194V195H172ZM181 194V193H180ZM195 192L193 191L192 192V195H194ZM26 195H28L26 193ZM25 195V196H26ZM42 195V194H41ZM50 195V194H49ZM53 194L51 193L50 196H52ZM175 195V194H174ZM179 195V194H178ZM186 195V194H185ZM191 193H190V198H191ZM202 195V194H201ZM35 196V195H34ZM38 197H40V195H37ZM43 196V195H42ZM48 196V195H47ZM134 196V197H133ZM165 196V195H164ZM183 196V195H181ZM187 196V195H186ZM189 196V194H188ZM211 196V195H210ZM221 196V195H220ZM36 197V196H35ZM34 197V199H35ZM44 197V196H43ZM55 197V196H54ZM53 197V198H54ZM117 197V198H116ZM172 197V196H171ZM173 197H177V196H173ZM194 197V196H192ZM197 197V196H196ZM56 198V197H55ZM167 198V197H166ZM181 198V197H180ZM188 197H186L187 199ZM111 199V200H110ZM122 200H124L123 198H121ZM177 199H179V197H177ZM185 199V200H186ZM193 199V198H192ZM198 198H196L197 200ZM201 199V197H200ZM199 199V200H200ZM209 199V198H208ZM27 200V199H25ZM31 200V199H30ZM42 200V198H41ZM44 200V199H43ZM57 200V199H56ZM176 200V199H175ZM182 200V199H181ZM197 200L198 202H201ZM202 200V199H201ZM35 201V200H34ZM40 201V199H39ZM134 201V200H133ZM209 201V200H208ZM25 202V201H23ZM29 202V200L27 201ZM119 202V201H118ZM116 203L114 206L116 208V211H118L119 207L122 206L124 208L125 206V211H129V208L127 207V201H121L122 203ZM136 202V201H135ZM170 202V201H169ZM168 202V203H169ZM190 202V201H189ZM188 202V205L187 207L189 206V203ZM31 204L33 205H38L37 202H33V201H30L27 206H29ZM179 203V202H178ZM187 203V202H186ZM186 203H184L186 205ZM197 203V202H196ZM41 204H43L41 202ZM56 204V203H55ZM132 204V203H131ZM204 204V203H203ZM198 205V204H197ZM214 205V204H213ZM101 206V205H100ZM106 206V207H105ZM142 206V205H141ZM181 206V205H180ZM179 206V207H180ZM32 207V206H31ZM92 207V206H91ZM176 207V206H175ZM100 208V207H99ZM137 208V207H136ZM184 208V206H183ZM46 209V208H44ZM48 209V208H47ZM91 209V208H89ZM97 211V208H92V212L94 213V211ZM101 209V208H100ZM131 209V208H130ZM178 209V207L176 208ZM185 209V208H184ZM183 209V210H184ZM5 210V214L7 215V217L5 218L6 219V222L9 223L10 225L12 226H17L19 227L18 224H16V220H17V216H13V219H12V216L11 214L9 213V208L6 207ZM28 210V209H27ZM32 210V209H30ZM137 210V209H136ZM163 210V209H162ZM188 210V209H187ZM47 211V210H46ZM45 211V212H46ZM63 211L61 210V214L63 213ZM189 211V210H188ZM45 212H44V215H45ZM131 212V211H130ZM135 212V211H133ZM167 212V211H166ZM187 212V211H186ZM203 212V211H201ZM8 213V214H7ZM29 213V212H28ZM43 213V212H42ZM160 213H161V209H160ZM10 214V215H9ZM120 214V213H118ZM178 214V213H177ZM176 214V215H177ZM184 214V213H183ZM189 214V213H188ZM202 214V213H201ZM200 214V215H201ZM88 214H83V216H86ZM164 215V214H163ZM162 215V216H163ZM185 215V214H184ZM195 215V214H194ZM198 215V214H197ZM203 215V214H202ZM209 215V214H208ZM214 215V214H213ZM212 215V216H213ZM216 215V214H215ZM56 216V215H55ZM61 215L59 214V217ZM110 216V215H109ZM129 216V214L127 215ZM181 216V215H180ZM190 216V215H189ZM196 216V215H195ZM206 216V214H205ZM210 216V217H212ZM88 217V216H87ZM104 217H106L104 215ZM132 217V216H131ZM46 218V217H45ZM61 218L57 221V222H62L61 221ZM127 218V217H126ZM133 218V217H132ZM152 218V220H153ZM200 218V217H199ZM47 219V218H46ZM53 219H58V215H57V218H53ZM52 219V221H54ZM91 219V218H89ZM88 218H85V223L88 222L89 220ZM120 219V218H118ZM187 221L188 220V217L185 218ZM206 220V217L203 218V220ZM126 220V219H125ZM133 220V219H132ZM194 220V219H193ZM44 221V219H43ZM49 221V220H48ZM127 221V220H126ZM125 221V222H126ZM136 221V220H135ZM12 222H15L12 223ZM56 222V220L54 221ZM56 222V223H57ZM65 222V221H64ZM63 222V223H64ZM91 221H89L90 223ZM131 221H129L130 223ZM153 222V221H152ZM161 222V221H160ZM166 222V221H165ZM169 222V221H168ZM167 222V223H168ZM87 223V224H89ZM101 223V221H100ZM106 223V222H104ZM124 223V222H123ZM164 223V222H163ZM191 223V222H190ZM197 223V222H196ZM220 223V222H219ZM44 224V223H43ZM93 224V223H92ZM118 224V223H117ZM188 225V222L186 223ZM201 224V228L204 230V228L207 227L206 223L205 222H201L200 220V223L199 225ZM58 225V224H57ZM161 225V224H160ZM164 225V224H163ZM170 225V224H169ZM21 226V224H20ZM91 226V225H90ZM123 226V225H122ZM139 226V223L138 225ZM141 226V227H142ZM182 226V225H181ZM198 226V225H197ZM101 227V226H100ZM107 227V226H106ZM116 227V226H115ZM163 227V226H162ZM161 227V228H162ZM167 227V226H166ZM28 228V227H27ZM25 227V229H27ZM29 228H30V225H29ZM74 229V227H72ZM91 228V227H90ZM109 226L107 228H102V234H103V238L105 240H107L108 238V235H110L112 232L111 230L108 229ZM143 228V227H142ZM165 228V227H164ZM193 228V227H192ZM200 228V229H201ZM24 229V231H25ZM111 229V228H110ZM199 229V228H197ZM72 230V229H71ZM166 230V229H165ZM136 231V229H135ZM138 231V230H137ZM141 231V230H140ZM22 232V231H21ZM116 234H117V231L115 230L114 231ZM113 232V233H114ZM120 232V231H119ZM160 232V231H159ZM24 233V232H23ZM114 233V234H115ZM121 233V232H120ZM131 233V232H130ZM129 233V234H130ZM143 233V231H142ZM141 233V234H142ZM168 233V232H167ZM183 233V232H182ZM198 233V230L197 232H194V234L197 235ZM92 234V233H91ZM115 234V235H116ZM132 234V233H131ZM137 234V233H136ZM135 234L136 237H131L129 236L126 241H129L131 242L130 245H134L132 246L130 249L134 248L135 245H136V241L137 239L140 240V237H137V235ZM140 234V233H139ZM144 234V233H143ZM157 234V235H156ZM156 234H154L153 236L155 237V239H157L156 237L159 235L158 232H156ZM170 234V233H169ZM147 235V234H146ZM178 235V234H177ZM195 235V236H196ZM213 235V234H212ZM93 236V235H91ZM119 236V235H118ZM161 236V234H160ZM199 236H201L199 234ZM55 237V236H54ZM64 237V236H63ZM144 237V236H143ZM159 237V236H158ZM96 238V237H95ZM113 238V237H112ZM111 238V239H112ZM116 238V237H114ZM132 238V240H131ZM135 238V239H134ZM161 238V237H160ZM173 237H167L166 242L168 243H172V239ZM194 238V236H193ZM52 239V238H51ZM91 239V238H90ZM143 239V238H142ZM141 239V240H142ZM145 239V238H144ZM110 240V239H108ZM140 240V241H141ZM161 240V239H159ZM174 240V239H173ZM143 242V241H142ZM26 243V242H25ZM88 243V241H87ZM91 243L92 244H97L99 243L100 246L101 243L100 241L98 242H93V240H91ZM105 243V242H104ZM112 251L117 249L116 248V245H115V240L113 241V239L111 241L108 242ZM159 244L160 243H157V250L159 248ZM175 244V243H174ZM49 245V244H48ZM104 245V244H103ZM168 245V244H167ZM104 246H107V243L106 245ZM163 246V245H162ZM165 246V245H164ZM171 246V245H170ZM57 247V246H56ZM99 247V246H98ZM21 248V247H20ZM49 248V247H48ZM91 248V247H90ZM124 248V247H123ZM173 247H171V251L173 250L172 249ZM92 249V248H91ZM170 249V247H169ZM146 250V249H145ZM168 251V250H167ZM174 252V250L172 251ZM150 253V252H148ZM146 253V254H148ZM153 253V252H152ZM100 254V253H99ZM108 254V253H107ZM149 256V254H148ZM153 256V254H152ZM23 257V256H22ZM94 257V256H93ZM151 257V256H150ZM100 258V257H99ZM147 259V258H146ZM141 261V260H140ZM174 261V260H173Z\"/></svg>",
  "mask_w": 264,
  "mask_h": 264
},
{
  "label": "water",
  "instance_id": "3",
  "mask_svg": "<svg viewBox=\"0 0 264 264\" xmlns=\"http://www.w3.org/2000/svg\"><path fill=\"white\" fill-rule=\"evenodd\" d=\"M246 46L247 42L245 39L238 40L230 50L231 58L235 60L239 55H241L245 51ZM240 93L245 100H255L264 96V92L259 83H250L241 87Z\"/></svg>",
  "mask_w": 264,
  "mask_h": 264
}]
</instances>
